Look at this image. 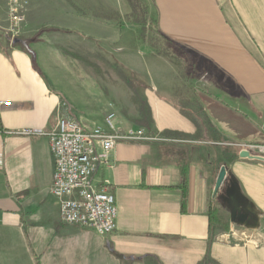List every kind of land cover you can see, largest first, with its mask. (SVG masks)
I'll return each instance as SVG.
<instances>
[{"label":"crops","instance_id":"1","mask_svg":"<svg viewBox=\"0 0 264 264\" xmlns=\"http://www.w3.org/2000/svg\"><path fill=\"white\" fill-rule=\"evenodd\" d=\"M64 1L28 0L13 39L0 28V264L224 263L213 209L226 233L264 235V163L240 157L264 147V0H152L148 39L140 27L65 13ZM84 45L120 64V81L134 82L150 114L149 128L116 115L121 130L148 139L118 141L92 177L95 188L109 182L117 209L105 236L62 223L50 193L58 115L107 131L105 108L120 113L130 93L82 67ZM22 129L46 135H16ZM222 166L260 213L258 230L232 225L212 197Z\"/></svg>","mask_w":264,"mask_h":264},{"label":"built area","instance_id":"2","mask_svg":"<svg viewBox=\"0 0 264 264\" xmlns=\"http://www.w3.org/2000/svg\"><path fill=\"white\" fill-rule=\"evenodd\" d=\"M9 28L4 32L11 38L19 35L28 8L27 0H7ZM9 102L1 103L9 106ZM104 118L107 131L97 127L84 130L73 119L59 114L56 128L49 134V150L54 162L50 186L51 195L58 201L60 220L94 231L98 236L110 234L116 228L117 209L114 196L108 191L109 182L95 188L92 177L97 168L106 165L109 153L118 141H144L143 129L121 130L111 104ZM16 135L43 136L41 131L22 129ZM98 150V151H97ZM249 150L255 153L250 154ZM244 151L264 163V147L246 146Z\"/></svg>","mask_w":264,"mask_h":264},{"label":"rangeland","instance_id":"3","mask_svg":"<svg viewBox=\"0 0 264 264\" xmlns=\"http://www.w3.org/2000/svg\"><path fill=\"white\" fill-rule=\"evenodd\" d=\"M64 2V4L61 5L64 6L65 13H67V11H77L82 15H96L100 20L103 19L102 22L104 24H112L113 26L122 25V27L128 26L129 30H132V28H134L133 26L140 27L141 33L138 34V36L140 35V39H142V37L148 39L151 34H153L152 28L156 26V17L151 15L154 13L152 0H141V2L133 0L132 3H130L129 0H74L73 2L78 8L69 7V5H72V1L65 0ZM5 4L8 6L7 0H5V2L4 0H0V28L7 29L9 28V19L7 17L8 11L7 14L5 12ZM144 12L147 13L146 19L143 15ZM61 13L62 12L57 13V18ZM148 14L151 16L149 17ZM50 19H52V17H50ZM60 21L67 23L66 19H63L62 17L60 18ZM25 22L26 21L21 25L19 34H21V29ZM150 31L151 34L149 33ZM83 47L85 48H82L81 50L83 53L82 60L84 61L82 67L87 72H95L100 77L112 75L113 78H117V81H113L114 85L112 92H126V94L127 90L130 92L128 97L122 99V109L120 113L117 114L112 106L115 117L116 115L121 116L125 124L129 126L142 125V128H149L150 114L147 112L146 105H138L135 96L134 82L130 80V82H126V84L125 82L120 81L119 76L124 74L125 70L120 64L107 59L100 46H98L97 51H95L94 48L88 49L87 45H84ZM93 59L96 60L95 66L91 65ZM100 82L103 83V81ZM106 109L107 107L103 112V118L106 116ZM213 227L215 228V231L212 230L211 235H218L220 238L218 239L223 241L227 256H225L224 263L214 262L212 261V258H210V264H264V235L256 236L239 230V234L234 232L226 233V230H223L222 228V223H217Z\"/></svg>","mask_w":264,"mask_h":264},{"label":"water","instance_id":"4","mask_svg":"<svg viewBox=\"0 0 264 264\" xmlns=\"http://www.w3.org/2000/svg\"><path fill=\"white\" fill-rule=\"evenodd\" d=\"M241 158L253 159L248 152L240 153ZM212 197H216L229 215L232 225L247 230H258L260 228V213L242 193L239 184L222 166L216 178Z\"/></svg>","mask_w":264,"mask_h":264},{"label":"trees","instance_id":"5","mask_svg":"<svg viewBox=\"0 0 264 264\" xmlns=\"http://www.w3.org/2000/svg\"><path fill=\"white\" fill-rule=\"evenodd\" d=\"M137 1H140V2H141V0H137ZM129 2L132 3L133 0H129ZM143 15H144V17H145V19H146V18H147V13L144 12ZM219 221H220V220L218 219L217 214L214 212V209H213V211L210 213V226H209V227H210V233H211L212 230H213V226H214L216 223H220Z\"/></svg>","mask_w":264,"mask_h":264},{"label":"bare ground","instance_id":"6","mask_svg":"<svg viewBox=\"0 0 264 264\" xmlns=\"http://www.w3.org/2000/svg\"><path fill=\"white\" fill-rule=\"evenodd\" d=\"M236 235V234H235ZM226 237V236H225Z\"/></svg>","mask_w":264,"mask_h":264}]
</instances>
